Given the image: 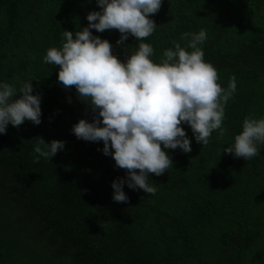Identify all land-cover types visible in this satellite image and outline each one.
I'll return each mask as SVG.
<instances>
[{"label": "trees", "instance_id": "1", "mask_svg": "<svg viewBox=\"0 0 264 264\" xmlns=\"http://www.w3.org/2000/svg\"><path fill=\"white\" fill-rule=\"evenodd\" d=\"M92 10L95 0H0V81L31 79L42 113L39 125L26 120L0 134V264H264V144L248 160L222 149L246 116H264V0H162L150 14L157 27L142 42L153 61L173 42L191 51L180 34L205 29L204 60L222 88L234 75L236 92L224 105L223 134L201 145L181 125L191 151L168 149L172 167L149 173L156 193L125 185L126 202L113 201L110 187L125 170L98 150L102 142L70 131L92 113L42 60L63 30L87 26ZM90 31L121 61L141 42L129 35L126 50L117 30ZM39 137L64 149L35 161Z\"/></svg>", "mask_w": 264, "mask_h": 264}, {"label": "clouds", "instance_id": "2", "mask_svg": "<svg viewBox=\"0 0 264 264\" xmlns=\"http://www.w3.org/2000/svg\"><path fill=\"white\" fill-rule=\"evenodd\" d=\"M95 3L99 10L86 13L87 26L63 30L61 46L46 49L42 60L58 66V83L65 89L74 86L77 99L92 113L91 121L78 119L70 131L77 139L102 142L98 150L111 156L115 167L125 170L110 187L113 201L126 202L125 185L146 194L156 193L149 173L160 176L172 167L168 149L191 151V141L181 125L186 124L201 145L209 143L214 130L223 134L224 105L236 92V77L229 78L227 88L217 83V70L204 60L201 48L207 40L205 29L180 34L191 51L173 42L158 61L151 59L154 49L142 41L157 27L150 14L159 11L162 0ZM91 29L97 33L117 30L120 36L115 44L126 50L124 41L129 35L141 42L121 61L113 54V44ZM30 80L18 81V87L0 81V134L6 133L8 125L15 128L26 120L41 123V96L33 94ZM259 144H264V116L250 114L222 149L225 154L248 160L259 154ZM63 149L62 140L45 142L39 137L34 160H50Z\"/></svg>", "mask_w": 264, "mask_h": 264}]
</instances>
